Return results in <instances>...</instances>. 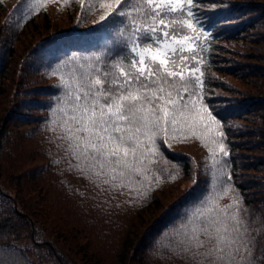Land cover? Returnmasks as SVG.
Listing matches in <instances>:
<instances>
[{"label":"trees","instance_id":"obj_1","mask_svg":"<svg viewBox=\"0 0 264 264\" xmlns=\"http://www.w3.org/2000/svg\"><path fill=\"white\" fill-rule=\"evenodd\" d=\"M197 4L193 9L197 19L211 31L206 41L198 42L206 49L200 53L206 100L220 121L221 127H213L224 133L217 143L229 152L217 167L230 175L247 209L250 228L262 229L264 0H197ZM23 7L22 0H0V256L4 264H42L48 257L45 248L65 264L55 242L80 264H194L163 245L199 200L210 191L221 192L227 182L220 171L217 180L211 174L208 149L215 134L208 135L207 145L187 129L177 139L169 134L167 144L158 141L163 155L156 157L153 167L161 182L141 202L127 188L101 192L80 172L69 169L70 156L57 147L62 141L50 130L55 126L50 120L63 88L57 86L60 76L50 72L62 60H83L99 50L102 10L83 18L77 2L66 6L61 0H48L25 21ZM7 183L16 185L15 193L7 191ZM234 195H223L219 208L230 205ZM22 230L28 241L20 239ZM252 234L257 237L259 261L264 259V230Z\"/></svg>","mask_w":264,"mask_h":264},{"label":"snow or ice","instance_id":"obj_2","mask_svg":"<svg viewBox=\"0 0 264 264\" xmlns=\"http://www.w3.org/2000/svg\"><path fill=\"white\" fill-rule=\"evenodd\" d=\"M47 2L22 0L24 20ZM73 2L82 7L83 18L102 10L103 44L83 60L60 61L50 72L60 76L57 86L63 88L50 130L62 141L57 147L71 158L69 169L101 192L127 188L141 202L161 182L153 167L163 155L158 141L167 144L169 134L177 139L187 129L207 145L214 133L208 149L211 174L217 180L220 171L227 182L221 192L210 191L199 200L163 246L194 264H264L256 259L252 234L264 225L250 228L230 175L217 167L229 152L217 143L224 133L216 131L220 121L206 100L200 55L206 49L198 42L211 31L193 11L197 0H61L66 6ZM230 192L235 193L232 203L219 208L218 201Z\"/></svg>","mask_w":264,"mask_h":264},{"label":"rangeland","instance_id":"obj_3","mask_svg":"<svg viewBox=\"0 0 264 264\" xmlns=\"http://www.w3.org/2000/svg\"><path fill=\"white\" fill-rule=\"evenodd\" d=\"M5 187H6L7 191L11 192V193H15L16 189H17L16 185L12 184V183H7L5 185ZM23 230H25V229H23ZM23 230L21 231L22 235H21L20 239L23 240V241H26V240L28 241L29 240V236H28V234H26L27 232L23 231ZM55 245L58 248V250L62 253V256L65 259V264H80V262L75 257H73L70 253H68L61 246L60 243L58 244V243L55 242ZM44 252L48 255V257L46 259H44L42 264H61V263H63L62 261H59L58 258L54 254L52 255L49 252L48 248H45ZM31 256L33 257L34 260L38 261V259L36 257H34L33 254H31Z\"/></svg>","mask_w":264,"mask_h":264}]
</instances>
